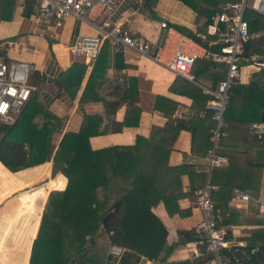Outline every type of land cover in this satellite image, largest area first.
<instances>
[{"label": "crops", "instance_id": "0c3cea01", "mask_svg": "<svg viewBox=\"0 0 264 264\" xmlns=\"http://www.w3.org/2000/svg\"><path fill=\"white\" fill-rule=\"evenodd\" d=\"M27 4L22 0H0V55L7 61L27 63L31 69L30 82L37 90L38 101H41L54 115L64 119L61 132L53 135L52 143L57 147L65 132L79 129L83 113L102 116L104 114L101 102L86 101L79 105L82 89L96 60L88 63L83 57H72L66 52V49L79 38L95 35V25L104 15L99 8H95L81 21L69 17L61 27L54 28L38 24L31 10H29L30 15L24 17L23 13L30 6ZM111 21L144 37L157 49L164 45L166 37L165 30L160 29L161 22H166L176 32L195 40L206 36L208 26L205 17H198L193 10L177 0H155L150 10L144 0H121ZM263 36L264 29L251 35L250 44L255 46L246 49L251 62L243 65L239 81L231 91L228 127L216 151L219 157L224 158V162L212 168L204 159L203 133L211 130L212 122L207 117L208 112L205 108L209 96L203 92V88L216 87L224 77V66L215 63L216 68H211L198 80L194 79L191 72L194 82H190L173 75L150 59L140 57L131 50L117 51L108 43H104L101 48L105 53L100 61L102 60V66H106V71L105 81L100 87V95L107 99L113 98L106 95L114 92L118 86L128 87V79L134 78L138 88L137 106L141 114L136 128H126L121 133L90 138L89 144L92 150L133 145L136 136L148 138L151 132L161 129L167 122L173 120L188 121L192 128L199 129L194 151L191 149V134L182 130L168 157L171 166L192 168L191 177L186 174L180 176L181 187L175 191L181 195L177 202L178 206L187 215L170 216L162 203L152 210L167 229V243L169 245L177 243L166 264H201L213 261L212 255L206 252L201 257L190 258L189 250L194 247V243L181 244L177 235L178 231L195 230L200 221L201 215L193 205V192L190 195L187 193L190 187L198 188L206 181L222 187L212 197L214 203L218 205L217 208L227 217L234 215V219L240 221L239 224L226 227L230 232L228 239H233L236 242L233 246L238 247L239 250L249 249L247 253H242V258L247 259L249 256L253 258V264H264L263 249L260 248V253L250 254V250L260 246L258 235L253 237L252 232L264 231L261 228L264 225V218L258 215V201H264V147L249 131L250 124L264 123L262 122L264 56L253 52V49H258L262 44ZM206 39L212 44V37L206 36ZM210 48L214 50L217 46L211 45ZM72 64L86 66L81 90L73 101L66 95L57 97V87L53 82L59 79ZM158 96L165 98L166 101L161 109L155 110L154 104ZM124 109L121 103L115 114L116 121L123 120ZM41 165L13 173L0 163V264H14L15 259L23 253L21 264L29 263V253L38 232L45 202L51 191L63 190L67 185V179L65 180L60 173L56 175L60 174L63 177L55 175L51 178V162L47 173L38 176L33 170ZM16 173H20L19 176ZM37 176L42 179L30 184ZM229 188L243 191L251 200L247 203L234 201ZM255 188H258L257 196L254 192L247 191ZM236 204L239 207L235 208ZM17 220L31 222V225L27 226V233L30 236L22 241L20 247L19 242L16 241L17 237L14 239V236H8L14 229L17 233V228L20 227L19 224H14ZM233 246L227 247L226 253L223 254L233 255L234 251L231 250ZM109 251L108 254L112 258H106L104 264H119L124 249L118 257L111 255ZM237 261V264H242L238 258ZM137 264L155 263L141 258Z\"/></svg>", "mask_w": 264, "mask_h": 264}, {"label": "trees", "instance_id": "16d2710c", "mask_svg": "<svg viewBox=\"0 0 264 264\" xmlns=\"http://www.w3.org/2000/svg\"><path fill=\"white\" fill-rule=\"evenodd\" d=\"M177 1L193 10L198 17H205L207 25L215 14L217 5L223 0ZM144 3L150 10L155 0H144ZM28 7L23 13L24 17L30 15L31 8ZM245 18L251 35L264 29V16L248 10ZM262 40L260 47L253 49L259 56H264V36ZM250 43L251 40L244 47L246 56V49L255 46ZM104 53L101 49L79 99V105L86 101L101 102L104 114L83 113L79 129L65 132L57 147L52 143L53 135L61 132L64 119L54 115L38 101L36 88L14 123H0V163L7 170L14 173L42 164L33 171L38 176H44L51 162V178L60 173L64 177L60 174L56 176L67 179L65 188L51 191L45 202L28 264H104L106 258H112L108 254L112 246L124 249L119 264H137L141 258L166 264L177 244L167 243V229L152 210L162 203L170 216L187 215L179 208L177 202L181 195L175 191L181 187L180 176L186 174L191 177L192 168L171 166L168 157L182 130L191 134V149L194 151L199 129L192 128L188 121L173 120L151 132L148 138L136 136L133 145L92 150L90 138L136 128L141 114L137 106L138 88L134 78L128 79V87L118 86L114 92L106 95L113 98L107 99L100 95L106 71V66H102V60L100 61ZM215 65L207 60L197 61L192 70L194 79L204 77L211 68H216ZM85 73L86 66L72 64L59 79L53 81L57 87L56 96L66 95L71 101L75 100ZM165 101V98L158 96L154 109H161ZM121 103L125 109L123 120L118 122L115 114ZM228 111L229 109L225 115L227 122ZM207 117L211 120L210 113ZM211 122L212 129L214 123L212 120ZM203 135V150L206 153L211 146L210 131H204ZM16 174L19 176L20 173ZM38 176L30 184L42 179ZM219 188L221 190L222 187ZM193 189L197 187H190L187 195L194 192ZM247 191L254 192L257 196L258 188ZM212 202L215 207L218 206L213 198ZM110 212L112 215L104 228L102 219ZM226 217L224 215L222 223L225 227L240 223L234 219V215ZM252 233L253 237L258 235L259 249L264 251V231ZM177 235L181 244L195 242L194 230L178 231ZM229 237L230 232L227 230L226 238ZM233 245L229 244V247ZM231 250L234 254L228 256L223 254L226 253L225 249L222 250V254L230 262L234 263L238 258L242 264H253L252 257L242 258V253H247L249 249L239 250L233 246ZM23 256L24 253L17 257L14 264H21Z\"/></svg>", "mask_w": 264, "mask_h": 264}, {"label": "built area", "instance_id": "2783aa9c", "mask_svg": "<svg viewBox=\"0 0 264 264\" xmlns=\"http://www.w3.org/2000/svg\"><path fill=\"white\" fill-rule=\"evenodd\" d=\"M30 4L31 14L38 24L54 28L61 27L69 17L83 20L95 8L103 13V18L95 25L96 34L84 36L66 49L72 57H83L88 63L96 60L104 43L117 51L131 50L140 57L150 59L173 75L194 82L192 68L198 60H210L224 66V77L214 89L203 88L209 96L206 111L214 123L210 130V148L204 159L207 165L218 167L224 158L217 155V147L228 127L225 115L230 105L232 88L239 81L243 65L251 59L245 55L244 47L251 38L246 20L248 10L264 16V0H223L206 28V36L213 38L209 44L206 36L192 39L176 32L166 22L160 23L165 30V42L159 49L153 43L139 36L121 24L111 21L121 0H22ZM216 45V49H211ZM30 67L25 62L7 61L0 55V122L12 124L22 112L35 91L30 83ZM250 133L264 144V123L249 125ZM220 191L219 186L206 181L193 192V205L201 215L194 230V247L189 250L190 258L201 257L204 252L213 257V261L201 264H236L230 262L221 252L236 242L228 240L227 228L222 225L223 212L212 202L213 194ZM232 198L236 202H249L251 198L239 189H232ZM259 216L264 218V201H258ZM239 207L238 204L234 206ZM264 230V225L261 227ZM204 248V250H203ZM260 252L259 247L250 250V254Z\"/></svg>", "mask_w": 264, "mask_h": 264}, {"label": "rangeland", "instance_id": "374dc122", "mask_svg": "<svg viewBox=\"0 0 264 264\" xmlns=\"http://www.w3.org/2000/svg\"><path fill=\"white\" fill-rule=\"evenodd\" d=\"M30 74H31V71H30ZM2 123V122H0ZM36 188V187H35ZM99 196L101 197L102 199V194L100 193ZM45 207V206H44ZM4 211V210H3ZM22 222V223H21ZM14 224H19L20 227H18V231L17 233H15L16 231H11L9 232L8 236H14V239L16 238V241L19 242V247H20V244L22 243V241L25 240V238H28L30 235L27 233L28 231V227L29 225H31V222L30 220L28 221V223H25L24 221H19L17 220ZM28 226V227H27ZM22 228V229H21ZM22 231H24V233H22ZM16 244V243H15Z\"/></svg>", "mask_w": 264, "mask_h": 264}, {"label": "water", "instance_id": "95a60500", "mask_svg": "<svg viewBox=\"0 0 264 264\" xmlns=\"http://www.w3.org/2000/svg\"><path fill=\"white\" fill-rule=\"evenodd\" d=\"M262 122H264V115H262ZM112 203H114V201H112ZM111 215H112V212L107 213V214L103 217V219H102V225H103L104 228L107 227V225H108V221H109V218L111 217ZM109 253H110L111 255H113V256L118 257V256H120L121 253H122V248H119V247H116V246H112V247L110 248ZM155 264H158V263H155Z\"/></svg>", "mask_w": 264, "mask_h": 264}]
</instances>
